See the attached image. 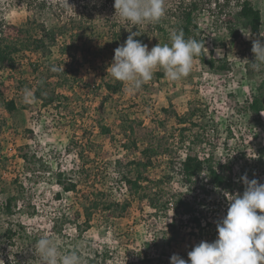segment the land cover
<instances>
[{
    "label": "rangeland",
    "instance_id": "rangeland-1",
    "mask_svg": "<svg viewBox=\"0 0 264 264\" xmlns=\"http://www.w3.org/2000/svg\"><path fill=\"white\" fill-rule=\"evenodd\" d=\"M49 1L53 7L49 6L44 12H28L25 0H0V20L6 23L19 25L26 21L27 16L36 18L37 22L44 20L47 23L66 22L69 16H76V19L81 17L89 22L86 35L82 39L75 37L71 46V53L76 59L67 55L62 64L69 67L70 81L69 85L58 90L70 96L67 103L62 102L57 109H43L39 101L32 102L31 108L21 107L24 90H30L28 86L34 84L35 80L30 61H27V57L24 59L27 53L20 55L16 67V73L22 74L26 83L22 88L13 85L11 92L5 93L6 96H13L18 108L11 113L5 112L6 123L0 131V187L19 175L27 191L35 194L36 211L32 213L30 210L31 213L25 214L29 212L26 209L7 216L0 209V264H40L36 242L42 236L54 238L61 253L78 251L82 264H94L87 259L92 257L95 248L101 247L109 249L111 254L108 260L112 264H138L139 260L145 264L141 259L143 254L138 258L137 251H145L152 258H157L162 252L164 247L158 243L160 240L152 239L156 227L151 220L150 208L145 204L140 206L136 200L132 201L130 209L121 217L107 219L96 214L90 228L81 234H77L70 222L71 213L78 208V199L75 193L60 189L54 174L59 166L65 168L71 165V156L64 153L63 149L73 131L80 134L85 127L91 132L90 143L85 147L91 152L89 165L93 173L102 178L98 186L112 190L113 197L120 200L127 197L123 187L115 189V185H111L116 174L114 160L125 153L122 143L118 140L112 142L100 134L95 121L97 118L112 126H119L121 118L127 120V124L135 126L134 137L139 145L145 142H169L179 148L177 130L174 129L177 126L175 118L173 115L169 117L162 108H167L171 114L173 110L184 113L195 104L199 108V115H196L198 122L206 124L211 135L219 137L216 154L229 156L235 162L237 156L245 152L249 160L246 168L251 179L264 183V161L259 160L264 159L258 155L260 148L264 147V112L261 113V125H256L248 114L239 110L246 94L255 92L257 81L264 71V66L260 71L251 67V61L254 60L252 39L264 41V36H260L264 35V0H250L261 15L259 32L252 34L251 38L244 36L243 32L247 31L235 15L240 0H196L197 8L193 12L197 24L195 36L204 44L202 50L205 57L214 59V67L194 57L192 71L185 78L171 81L159 69L148 83L134 93H130L123 83L119 91L107 98L104 97L106 91L95 86L102 77H108L114 49L124 44L127 34L137 28L146 32L148 38L145 45L149 50L156 44H170V33L175 31L180 16V12H174L173 8L179 2L184 4L188 0H165L166 13L159 22L137 26L123 22L115 14L114 0H67L69 5L64 0ZM90 1L97 2V7H92V12H79L80 6ZM92 4L88 5L94 6ZM57 8L61 9L60 12H55ZM76 9L78 12H75ZM113 29H122L126 35L116 41L109 32ZM231 30L236 32L235 36L230 33ZM83 52L87 55L86 60L83 59ZM53 56L56 57L57 53ZM32 59L41 65L45 60L37 53L31 55ZM248 70L250 73H247ZM159 72H163V75H159ZM5 74L0 71V81ZM27 129L33 130L32 139L26 136ZM121 138L119 136L118 139ZM186 149L187 145L179 148L181 151ZM23 152L34 153L47 164L28 177L23 173L24 161L20 157ZM243 161L240 164L243 165ZM235 163V169L238 170L239 162ZM150 174L156 178L162 174V168L157 165ZM57 191L60 197L55 199ZM230 196L223 198L221 191H210L208 200L211 202L206 204L205 211L211 220L221 221L226 215ZM59 218H62L61 222ZM50 219L55 220V224L50 223ZM18 222L24 224L26 234L10 243L5 240L3 230L7 225ZM59 227H62L60 232L57 231ZM203 234H206L205 231ZM202 237L193 236L169 249L170 256L166 264H170L173 254L187 261V253L204 241Z\"/></svg>",
    "mask_w": 264,
    "mask_h": 264
},
{
    "label": "trees",
    "instance_id": "trees-1",
    "mask_svg": "<svg viewBox=\"0 0 264 264\" xmlns=\"http://www.w3.org/2000/svg\"><path fill=\"white\" fill-rule=\"evenodd\" d=\"M89 3H93L94 6H89ZM97 5L95 1L85 2L80 6L79 12H92ZM237 5L235 15L243 23L245 30L251 31L252 34L259 32L260 10L250 0H240ZM49 6L53 7V3L49 0H25L28 12H44V9ZM196 8V0H188L184 4L179 2L173 8L174 12H180L175 31H182L186 40L194 39L201 43L200 38L195 36L197 24L194 22L193 12ZM57 9L58 11L55 12H60L61 9ZM75 12H78L77 9ZM67 21L47 23L40 20L37 22L36 18L27 16L24 23L16 25L0 20V71L6 73L0 81V131L6 123V113H11L18 108L13 96H6L5 93L11 92L13 85L22 88L26 83L23 75L16 73L18 59L24 53H27L24 59L27 57V61H30L31 72L35 78L34 84L29 85L28 88L34 93L35 101H39V106L43 109L48 107L57 109L62 102L67 103L70 99L69 95L58 90L69 85L70 81L69 67L62 64L65 63L64 57L67 55L76 59L71 53V46L74 44L75 37L82 39V36L86 35V26L89 22H85L81 17L76 19V16L74 18L69 16ZM69 21L72 22L69 23ZM75 23L78 24L77 27ZM90 31L93 33V30ZM109 32L116 41L126 35L122 29H113ZM134 32H138L139 35L133 38L145 44L148 38L146 32L141 28H137ZM230 33L236 35L235 31L231 30ZM82 51H84L83 48ZM34 53L45 58L42 65L38 61L31 60V55ZM54 53H57L56 57L53 56ZM82 56L84 60L87 59L84 52ZM196 58L209 67H214V59L205 57L203 50ZM62 67L64 71L52 70ZM247 73L250 71L248 70ZM262 73L257 81L255 92L246 94L239 109L248 114L256 125H261V113L264 112V71ZM159 75H163V72H159ZM122 84L108 73V77L106 79L102 77L95 87L103 88L106 91L104 97L107 98L111 93L119 91ZM21 107L31 108L32 104L23 102ZM162 111L169 117L174 116L177 125L174 128L177 130V142L180 143V149L187 145L185 151L179 150L177 146L169 142L162 144L145 142L139 145L134 137L135 126L127 124L125 119H120L119 126L104 124L99 118L95 120L100 134L112 142L118 140L122 143L125 153L114 160L113 167L116 174L111 182V185H115V189L123 187L126 191L127 197L122 200L113 197L112 190L98 186V181L102 178L93 173L89 165L91 152L85 145L90 143L91 132L85 127L80 134L73 131L68 144L63 149L64 153L71 156V165L65 168L59 166L54 174V180L60 189L75 193L78 199V208L70 215V222L74 225L77 234L90 228L96 214L112 219L123 216L134 200L140 206L147 205L151 211V220L156 227L155 236L152 239L158 238L160 240L158 243H161L164 248L157 258L149 257L147 252L142 250L135 252L138 258L143 254L141 259L145 264H152V262L166 264L170 256L169 249L177 246L180 241L189 240L196 235H202L206 242H213L217 238L216 225L220 221L211 220L205 211L206 204L211 202L208 200L210 191L212 189L221 191L223 198L229 194L242 195L245 185L241 177L247 176L249 180L251 179L249 170L246 168L249 160L245 157V152H241L235 161L239 162L238 170L235 169L236 163L231 157L216 154L219 137L216 134L211 135L206 124L198 122L196 115H199L197 114L199 108L195 104L189 106L184 113L173 110L171 114L167 108H162ZM26 136L32 139L33 130L27 129ZM119 136L124 139H118ZM258 155L264 159V147L260 148ZM20 157L24 161L23 173L28 177L47 164L34 153L23 152ZM241 161L243 165L240 164ZM157 165L162 168V174L155 178L150 172ZM0 195L3 197L0 201V209L7 216L26 209L29 212H24L25 214L31 213L30 210L32 213L36 211L35 194L27 191L24 181L19 180V175L8 184L3 183L0 187ZM54 197L58 199L60 192L57 191ZM167 217L169 219L165 220ZM61 220L62 218H59L60 222ZM50 223L55 224V220L50 219ZM61 230L62 227L57 228L58 232ZM3 234L5 240L12 243L15 238H22L26 234L25 226L21 222L12 226L7 225ZM109 254L111 253L108 248H95L92 257L87 261L94 264H112L111 260H108ZM138 264H141L140 260Z\"/></svg>",
    "mask_w": 264,
    "mask_h": 264
},
{
    "label": "clouds",
    "instance_id": "clouds-1",
    "mask_svg": "<svg viewBox=\"0 0 264 264\" xmlns=\"http://www.w3.org/2000/svg\"><path fill=\"white\" fill-rule=\"evenodd\" d=\"M67 3V0H64ZM115 14L132 26L157 23L166 13L165 0H114ZM251 38V31L244 33ZM131 32L124 44L114 49L109 75L127 85L134 93L148 83L156 70L162 69L171 81L187 77L193 68V59L199 56L204 44L185 39L182 31L170 33V44L148 46L133 37ZM264 36V35H260ZM251 67L260 71L264 66V41L252 39ZM53 71H64L53 68ZM24 103L35 101L31 90L25 89ZM245 188L242 195L230 196L226 215L217 223V238L201 241L187 253L186 261L178 254L170 257V264H264V183L241 177ZM40 264H82L78 251L61 253L54 238L42 236L36 242Z\"/></svg>",
    "mask_w": 264,
    "mask_h": 264
}]
</instances>
